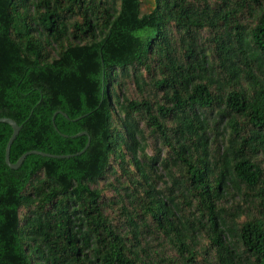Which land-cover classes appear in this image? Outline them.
I'll use <instances>...</instances> for the list:
<instances>
[{
    "label": "trees",
    "instance_id": "obj_1",
    "mask_svg": "<svg viewBox=\"0 0 264 264\" xmlns=\"http://www.w3.org/2000/svg\"><path fill=\"white\" fill-rule=\"evenodd\" d=\"M0 118V264H264V0H0Z\"/></svg>",
    "mask_w": 264,
    "mask_h": 264
},
{
    "label": "water",
    "instance_id": "obj_2",
    "mask_svg": "<svg viewBox=\"0 0 264 264\" xmlns=\"http://www.w3.org/2000/svg\"><path fill=\"white\" fill-rule=\"evenodd\" d=\"M56 114H61L63 117L67 118V116L63 112H56L53 115V117H52V121L54 120V116ZM82 117H84V116H81V117H79L77 119H80ZM0 123H4V124L9 125L11 130H12V133H11L7 143H6L4 161H5L6 166L8 168H10V169H13V170L18 169L22 165L24 159L28 155H38V156L48 157V158H72L74 156H79L82 153H84V151L88 148L89 142H90L88 134L86 132H80L77 135H75L74 137L87 136V138H88L87 139V143H86L85 147L83 148V150H81L80 152H78V153H76L74 155H51V154L43 153V152H40V151L32 150V151H28V152L24 153L23 155H21L15 163H10V161H9L10 147H11L12 142L16 138L17 134L19 133V130H20L21 126H19L14 120H12L10 118H0ZM55 130L57 131V129H55ZM62 136H64V135H62Z\"/></svg>",
    "mask_w": 264,
    "mask_h": 264
}]
</instances>
